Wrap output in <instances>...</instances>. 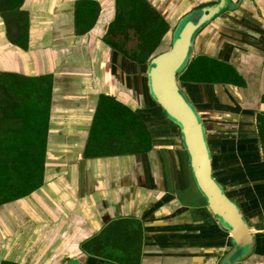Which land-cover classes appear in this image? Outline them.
<instances>
[{"label": "crops", "instance_id": "obj_1", "mask_svg": "<svg viewBox=\"0 0 264 264\" xmlns=\"http://www.w3.org/2000/svg\"><path fill=\"white\" fill-rule=\"evenodd\" d=\"M78 1L23 0L26 49L9 39L0 13V74L52 76L43 183L0 204V264H104L83 243L118 220H126L137 237L140 232L139 264H220L230 249L229 234L198 191L179 129L150 97L146 77L148 61L166 50L179 20L218 0H147L169 30L144 63L105 40L116 0H91L98 4L96 21L82 34L76 31ZM227 2L196 36L192 60L206 56L217 68L231 65L245 84L179 79V85L206 125L214 176L238 201L256 238L253 254L242 263L264 264L258 122L264 114V0ZM101 95L144 122L149 150L85 155Z\"/></svg>", "mask_w": 264, "mask_h": 264}, {"label": "trees", "instance_id": "obj_2", "mask_svg": "<svg viewBox=\"0 0 264 264\" xmlns=\"http://www.w3.org/2000/svg\"><path fill=\"white\" fill-rule=\"evenodd\" d=\"M116 1L117 13L105 40L128 57L144 63L160 45L169 25L147 0ZM22 2L0 0V13L5 17L9 39L26 49L29 22L27 12L21 9ZM97 10L94 1L76 3L78 34L92 28ZM211 68L217 71L216 77L210 74ZM179 79L245 84L231 65L217 68L215 60L206 56L194 58ZM51 93V75L0 74V204L26 196L43 183ZM258 122L264 143V114L258 116ZM151 147L144 122L113 97L101 95L85 155L132 153ZM126 223L118 220L109 224L83 246L107 264H139L140 232L137 237L135 231H128Z\"/></svg>", "mask_w": 264, "mask_h": 264}, {"label": "water", "instance_id": "obj_3", "mask_svg": "<svg viewBox=\"0 0 264 264\" xmlns=\"http://www.w3.org/2000/svg\"><path fill=\"white\" fill-rule=\"evenodd\" d=\"M228 5L227 0H218L186 13L172 30L169 48L155 53L148 61L146 77L150 97L165 118L179 129L198 191L218 225L229 234L230 249L220 264H243L253 254L256 238L238 201L214 176L206 125L196 105L179 85L180 75L194 57L196 36Z\"/></svg>", "mask_w": 264, "mask_h": 264}, {"label": "rangeland", "instance_id": "obj_4", "mask_svg": "<svg viewBox=\"0 0 264 264\" xmlns=\"http://www.w3.org/2000/svg\"><path fill=\"white\" fill-rule=\"evenodd\" d=\"M9 17L11 18V17H13L12 15H9ZM172 33L170 34V36H169V38H167V46H166V48L165 49H167L169 46H170V44H171V42H172ZM160 50H164V49H160ZM158 52H160V51H157V53Z\"/></svg>", "mask_w": 264, "mask_h": 264}, {"label": "flooded vegetation", "instance_id": "obj_5", "mask_svg": "<svg viewBox=\"0 0 264 264\" xmlns=\"http://www.w3.org/2000/svg\"><path fill=\"white\" fill-rule=\"evenodd\" d=\"M103 259V258H102ZM105 260V259H104ZM106 263V262H105Z\"/></svg>", "mask_w": 264, "mask_h": 264}]
</instances>
